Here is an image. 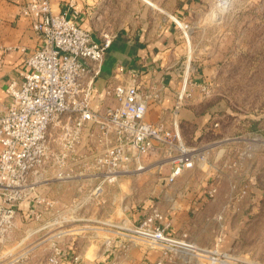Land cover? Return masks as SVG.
<instances>
[{
    "label": "built area",
    "instance_id": "obj_1",
    "mask_svg": "<svg viewBox=\"0 0 264 264\" xmlns=\"http://www.w3.org/2000/svg\"><path fill=\"white\" fill-rule=\"evenodd\" d=\"M56 1L24 0L20 5L21 16L29 18L39 33L40 45L30 52L21 48L27 53V70L9 78L7 105L0 106V244L12 237L22 203L45 209L54 206V200L38 191L41 182L79 181L77 190L85 193L86 200L102 199L123 177L149 169L160 174L169 165L165 180L172 184L205 159L201 147L186 142L180 110L193 99L195 88L207 94V85L189 84L185 76L170 117L150 122L146 114L151 103L162 101L163 87L156 81L142 84L138 73L120 66L114 76L117 82L110 87L116 104L95 108L105 56L117 34L105 33L95 39L79 24L75 0L70 1L72 9L65 11L55 9ZM216 190L211 188L209 195L214 196ZM31 208L30 217L39 219L41 212ZM53 216L54 224L70 220L58 212ZM51 222H46V228L54 225ZM108 224L122 234L105 238L107 250L117 248V254L125 253L135 239L158 246L167 258L193 255L198 250L188 230L178 235L169 232L167 213L157 205L137 222ZM66 235V229L54 233L49 240L51 251L42 264H64ZM12 256L7 255L6 264L22 258ZM73 260L79 263L81 255Z\"/></svg>",
    "mask_w": 264,
    "mask_h": 264
},
{
    "label": "crops",
    "instance_id": "obj_2",
    "mask_svg": "<svg viewBox=\"0 0 264 264\" xmlns=\"http://www.w3.org/2000/svg\"><path fill=\"white\" fill-rule=\"evenodd\" d=\"M23 1L0 0V106L7 105L6 88L9 78L20 76L21 71L27 70V53L21 51V48L30 52L40 45V36L33 28L32 21L20 14ZM70 1L58 0L54 7L57 11L71 10ZM173 1L176 2L75 0L74 8L80 13L79 24L91 31L95 39H101L105 33L117 34L113 46L106 54L103 74L98 80L93 101L95 108L103 110L108 105L116 104L110 87L117 82L114 76L117 68L122 66L138 73L142 84L156 81V84L163 87L162 101L150 104L146 119L159 122L170 117L178 91L175 76L185 55V42L179 32L177 18L171 9H166L172 6ZM157 6L161 9L158 10ZM193 100L181 108L180 121L188 141L194 143L201 140L202 130L195 126L194 135L190 134L191 125H200L199 113L192 106ZM197 168L185 171L172 184L165 180L170 172L169 165H165V172L162 171L159 175L123 177L117 185L110 188L104 198L91 200L84 198L82 194L85 193L78 192L79 181L41 182L37 187L38 191L54 200V206L45 209L43 205L37 207L34 203H22L15 217V237H19V231H24L27 237L22 240L28 241L27 245L37 242L31 249L36 248L39 253L42 248L50 246L49 240L54 233L49 234V230H43L50 217L58 212L70 218L66 224L67 235L64 237L67 251L64 264H112L115 260L116 264H158L159 261L167 264L169 258L163 256L158 246L151 247L140 239H135L125 253L117 254V248L111 250L114 252L108 251L105 238L122 237L108 222H137L153 205L160 204L162 207L161 202L172 199V203L167 204L169 208H164L167 220L171 223L169 232L178 235L182 231L193 229L194 225L200 227L207 194L204 178L198 175H202V172ZM155 198L160 199L159 203L154 202ZM31 207L41 212L39 219L30 217ZM191 217H195L194 223ZM40 233V236H35ZM76 254L81 255L79 263L73 260Z\"/></svg>",
    "mask_w": 264,
    "mask_h": 264
},
{
    "label": "rangeland",
    "instance_id": "obj_3",
    "mask_svg": "<svg viewBox=\"0 0 264 264\" xmlns=\"http://www.w3.org/2000/svg\"><path fill=\"white\" fill-rule=\"evenodd\" d=\"M166 9L179 20L185 42L175 76L178 92L185 76L189 84L203 83L209 90H193L200 125L189 130L194 135L199 126L201 140L188 141L182 129L186 142L201 147L205 155L197 168L207 194L204 216L200 227L188 230L198 250L171 256L167 264H264V0H176ZM142 174L159 175L157 169ZM211 188L217 189L214 196L208 193ZM171 203L156 205L166 211ZM54 219L50 217L51 224ZM67 222L43 231L56 233ZM17 235L14 231L0 244V264L10 260V253L13 258L22 255L15 264H42L51 246L38 253L31 249L37 242L18 245L27 233Z\"/></svg>",
    "mask_w": 264,
    "mask_h": 264
},
{
    "label": "water",
    "instance_id": "obj_4",
    "mask_svg": "<svg viewBox=\"0 0 264 264\" xmlns=\"http://www.w3.org/2000/svg\"><path fill=\"white\" fill-rule=\"evenodd\" d=\"M109 50H110V49H109ZM109 50H108V51H109ZM108 51H107V52H108ZM106 54H107V53H106ZM105 58H106V56H105Z\"/></svg>",
    "mask_w": 264,
    "mask_h": 264
}]
</instances>
